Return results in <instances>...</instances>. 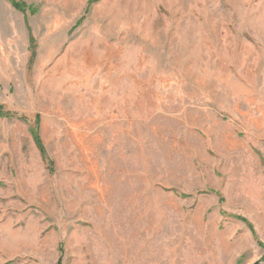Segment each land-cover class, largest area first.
<instances>
[{
	"label": "rangeland",
	"instance_id": "1",
	"mask_svg": "<svg viewBox=\"0 0 264 264\" xmlns=\"http://www.w3.org/2000/svg\"><path fill=\"white\" fill-rule=\"evenodd\" d=\"M18 1L0 0V264L261 261L264 0Z\"/></svg>",
	"mask_w": 264,
	"mask_h": 264
},
{
	"label": "trees",
	"instance_id": "2",
	"mask_svg": "<svg viewBox=\"0 0 264 264\" xmlns=\"http://www.w3.org/2000/svg\"><path fill=\"white\" fill-rule=\"evenodd\" d=\"M11 2L13 4V7H15L16 9H19L21 11H24L28 8L25 5V3L22 1L11 0ZM34 49H35L34 37L32 35H29L30 58H32V56H34ZM10 115H11V113L9 111H4L3 108L0 107V117H9ZM31 134L33 137V141L36 144V147H37L42 159L47 162L48 167H51V161L47 159L46 150L42 144L41 138L39 137V128H38L37 122H35V124L32 126ZM263 248H264V245H263ZM261 261H263V264H264V254H263V257L261 258ZM56 264H61V260L59 259Z\"/></svg>",
	"mask_w": 264,
	"mask_h": 264
},
{
	"label": "water",
	"instance_id": "3",
	"mask_svg": "<svg viewBox=\"0 0 264 264\" xmlns=\"http://www.w3.org/2000/svg\"><path fill=\"white\" fill-rule=\"evenodd\" d=\"M252 264H263V262H261V261H255V262L252 263Z\"/></svg>",
	"mask_w": 264,
	"mask_h": 264
}]
</instances>
